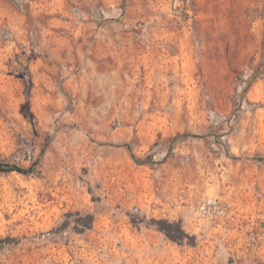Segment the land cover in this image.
I'll list each match as a JSON object with an SVG mask.
<instances>
[{
  "label": "rangeland",
  "instance_id": "1",
  "mask_svg": "<svg viewBox=\"0 0 264 264\" xmlns=\"http://www.w3.org/2000/svg\"><path fill=\"white\" fill-rule=\"evenodd\" d=\"M0 264H264V0H0Z\"/></svg>",
  "mask_w": 264,
  "mask_h": 264
},
{
  "label": "trees",
  "instance_id": "2",
  "mask_svg": "<svg viewBox=\"0 0 264 264\" xmlns=\"http://www.w3.org/2000/svg\"><path fill=\"white\" fill-rule=\"evenodd\" d=\"M10 171L29 173L32 171V167L26 168L18 164H4L0 166V172H10Z\"/></svg>",
  "mask_w": 264,
  "mask_h": 264
}]
</instances>
